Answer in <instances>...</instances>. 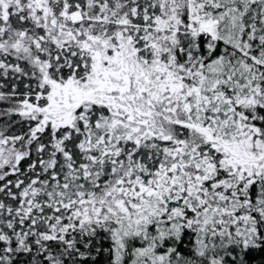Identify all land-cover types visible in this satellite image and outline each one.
I'll return each instance as SVG.
<instances>
[{
  "label": "snow or ice",
  "instance_id": "1",
  "mask_svg": "<svg viewBox=\"0 0 264 264\" xmlns=\"http://www.w3.org/2000/svg\"><path fill=\"white\" fill-rule=\"evenodd\" d=\"M0 264H264V0H0Z\"/></svg>",
  "mask_w": 264,
  "mask_h": 264
}]
</instances>
